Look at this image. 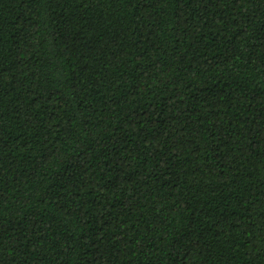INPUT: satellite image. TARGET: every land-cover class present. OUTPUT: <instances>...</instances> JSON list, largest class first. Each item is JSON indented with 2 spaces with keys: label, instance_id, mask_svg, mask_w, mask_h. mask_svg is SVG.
<instances>
[{
  "label": "trees",
  "instance_id": "obj_1",
  "mask_svg": "<svg viewBox=\"0 0 264 264\" xmlns=\"http://www.w3.org/2000/svg\"><path fill=\"white\" fill-rule=\"evenodd\" d=\"M0 264H264V0H0Z\"/></svg>",
  "mask_w": 264,
  "mask_h": 264
}]
</instances>
